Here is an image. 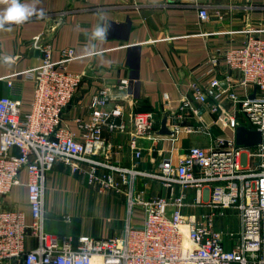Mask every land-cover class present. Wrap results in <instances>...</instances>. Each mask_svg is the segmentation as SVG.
<instances>
[{"label": "built area", "instance_id": "obj_1", "mask_svg": "<svg viewBox=\"0 0 264 264\" xmlns=\"http://www.w3.org/2000/svg\"><path fill=\"white\" fill-rule=\"evenodd\" d=\"M199 17L210 20L207 6L200 7ZM242 33L247 37L241 45L210 56L215 70L225 69L224 77L193 82L178 108L167 112L171 137L158 135L160 117L153 111L126 121L122 106L110 107L118 98L110 86L91 97L88 119H76L79 133L73 132L64 113L83 79L67 69L78 57L74 50H63L53 60V47L47 44L38 48L44 55L39 65L4 77L10 88L17 78L32 82L34 94L29 112L23 111L24 102L0 97V264H264V38L259 36L264 30ZM129 87L122 81L117 89ZM204 110L222 131L244 126L261 132V145L239 146L235 136L214 135L204 124ZM105 128L128 135L130 167L114 163L122 147L105 140ZM184 132L206 134L208 145L176 149ZM167 140L172 148L158 170H139L146 152L141 142ZM58 161L73 174H87L89 184L102 191L128 187L129 214L119 236L76 241L47 231V177ZM100 170L107 173L100 175ZM140 178L159 182L170 194L145 199L143 192H136ZM16 189L27 190L30 221L10 201ZM135 208L143 209V218L133 215ZM234 213L239 231L218 234L216 219Z\"/></svg>", "mask_w": 264, "mask_h": 264}, {"label": "crops", "instance_id": "obj_2", "mask_svg": "<svg viewBox=\"0 0 264 264\" xmlns=\"http://www.w3.org/2000/svg\"><path fill=\"white\" fill-rule=\"evenodd\" d=\"M43 11L21 25H8L0 30V97L8 96L23 103L29 112L34 86L17 78L13 86L3 78L39 65L43 58L35 39L46 34L58 23L51 35L53 60H59L63 50H74L76 59L67 65L70 72L83 74L73 103L64 113V121L79 133L76 119H88L91 97L104 86H110L116 101L111 108L122 106L126 121L142 107H150L160 117L176 110L184 95L190 94L191 84L210 77L223 78L224 68L215 70L210 56L231 46L241 45L246 29L264 30V0H22ZM201 6H207L210 20L202 22ZM5 6L0 5V10ZM106 30L103 42L95 40L96 26ZM249 26V27H248ZM259 36L264 38V33ZM16 58L6 63L2 58ZM240 79L239 73L232 74ZM129 82L126 91H119L120 82ZM226 107H230L226 102ZM241 119V118H240ZM204 124L214 135L234 138L235 132L222 131L213 125L214 117L207 110ZM168 122H170L168 120ZM172 123H169L171 125ZM190 124V123H189ZM160 129V128H159ZM103 137L121 146L114 163L131 166L128 135L110 133L105 128ZM206 134H187L175 142V148L185 151L192 146L206 147ZM146 148L139 170L154 172L162 157L172 148V142L142 141ZM154 147V151H153ZM174 147V146H173ZM151 149V150H150ZM116 150V149H115ZM16 153V151L14 152ZM86 172L90 169L84 165ZM100 175L107 171L100 170ZM116 179L119 180L118 175ZM144 188V189H143ZM122 192L100 190L91 186L85 173L73 174L58 161L47 177L46 228L59 236L91 238L119 236L128 218V187ZM154 196H168L170 191L159 182L140 178L136 192ZM27 190L16 189L10 201L25 211L30 221ZM135 208L133 215L143 218L144 212ZM79 211L81 213H79ZM86 216L84 223L78 221Z\"/></svg>", "mask_w": 264, "mask_h": 264}, {"label": "clouds", "instance_id": "obj_3", "mask_svg": "<svg viewBox=\"0 0 264 264\" xmlns=\"http://www.w3.org/2000/svg\"><path fill=\"white\" fill-rule=\"evenodd\" d=\"M0 5H4L3 10H0V30H11V25H21L26 23L33 16L42 17L43 11L37 10L35 7L23 3L22 0H0ZM92 36L95 40L103 42L106 37V30L101 26H96Z\"/></svg>", "mask_w": 264, "mask_h": 264}, {"label": "water", "instance_id": "obj_4", "mask_svg": "<svg viewBox=\"0 0 264 264\" xmlns=\"http://www.w3.org/2000/svg\"><path fill=\"white\" fill-rule=\"evenodd\" d=\"M58 23L52 24L49 28V31L40 36L37 41V48H42L43 46L50 44L51 42V35L55 31L56 26ZM249 27V26H248ZM159 136L171 137L173 135V130L168 126V114L165 113L163 115L161 126L158 131ZM235 140L237 141V145L244 146V147H257L262 143V133L249 129L244 126L237 127L235 131Z\"/></svg>", "mask_w": 264, "mask_h": 264}, {"label": "rangeland", "instance_id": "obj_5", "mask_svg": "<svg viewBox=\"0 0 264 264\" xmlns=\"http://www.w3.org/2000/svg\"><path fill=\"white\" fill-rule=\"evenodd\" d=\"M108 191H110V190H108ZM111 191H113V189H111ZM140 191H142L144 193V198L145 199H147V198H149L151 196V195L146 194V192H144V190H140ZM137 210H142L143 211V209H137ZM79 213H81V212L79 211ZM187 213H193V214L194 213H197V215H201L202 211L200 210V211L195 212L194 210L188 209L187 210ZM85 217L86 216H81L78 219V221H81V222L84 223V219H86ZM216 220H217V222L215 223V225H216L215 226V231L218 234L219 233H223V232H224L223 234H227V233L232 234V233H235V232H238L239 231V226H240L239 223H240V221H239V217H237V215L236 216H232V217L225 218L224 220L221 219V218H218ZM224 240H225V243L226 244L230 243V241H229L230 240V237H228V238H226Z\"/></svg>", "mask_w": 264, "mask_h": 264}, {"label": "trees", "instance_id": "obj_6", "mask_svg": "<svg viewBox=\"0 0 264 264\" xmlns=\"http://www.w3.org/2000/svg\"><path fill=\"white\" fill-rule=\"evenodd\" d=\"M152 111H153L152 108H150L148 106L142 107V108L137 110V112H139V113H146V112H152Z\"/></svg>", "mask_w": 264, "mask_h": 264}, {"label": "bare ground", "instance_id": "obj_7", "mask_svg": "<svg viewBox=\"0 0 264 264\" xmlns=\"http://www.w3.org/2000/svg\"><path fill=\"white\" fill-rule=\"evenodd\" d=\"M96 264H100L99 260H97Z\"/></svg>", "mask_w": 264, "mask_h": 264}]
</instances>
